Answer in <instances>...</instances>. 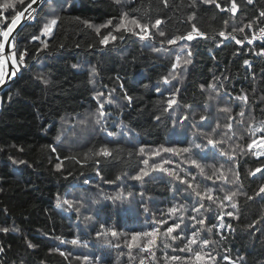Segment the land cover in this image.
Masks as SVG:
<instances>
[{
    "label": "trees",
    "instance_id": "obj_1",
    "mask_svg": "<svg viewBox=\"0 0 264 264\" xmlns=\"http://www.w3.org/2000/svg\"><path fill=\"white\" fill-rule=\"evenodd\" d=\"M51 2L54 7L57 6L56 0ZM216 2L221 8L229 6V0ZM236 2L240 6V12L235 17L236 26L248 23L258 16L260 10H264V0H254L253 4H247L245 0ZM191 5L192 0H168L167 7L161 0H120V3L116 0H76L75 5L63 14L53 36L41 37L49 44L47 49L41 51H38L42 48L39 41L29 42L31 35L39 34L40 26L35 22L22 23L16 33H20L18 42L25 43L29 49L31 58L28 68L21 69L15 80L0 92V97L4 98L0 107V228L10 229L8 233L0 232V246L5 249L0 253V264H139L141 255L145 254L133 248L132 259L129 258L125 241L130 240L131 233L150 229L149 214L154 213L155 219H167V215L162 214L173 204L188 206L192 200L185 201L181 192L186 185L165 172L151 171L142 181L130 179L144 167L141 160L149 158L141 157L138 149L144 147L146 152L151 153L160 146L180 149L194 143L203 145L205 141L199 135L193 139L191 127L181 128L178 124L173 128L172 121L179 120L185 114L189 120L184 121V125L195 122L202 132H209L219 121L221 128L214 137L219 138L228 121L227 114L218 109L232 107V115L240 110L236 106L237 102H230L225 92L231 93L232 97L245 93L248 95L244 124L232 121L236 135L229 143L235 148L239 161L242 190L254 195L261 184L260 174L250 177L248 171L264 164V157L257 160L245 150L253 138V133L249 131L252 127L250 119L254 117L256 126L264 121V56L255 55L264 42L253 41L249 44L244 40L243 45H237L234 40H224L218 35L215 41L197 38L180 42L191 48L192 63L181 71L179 80L164 84L162 77L168 75L174 63L172 49L179 45L165 44L162 51L156 52L153 49L161 47L162 38L157 36L155 39L142 40L123 29L113 32L117 36L115 41L102 45L99 40L110 28H103L98 36L94 29L85 27L81 22L89 21L99 26L112 19L114 26L122 13L127 11L130 16L140 18L142 23H154L156 19H161L163 23L160 29L172 36L190 30L187 17L195 12L196 20L193 23L209 36L222 30L225 20L228 21V31H231L233 17L230 13L222 12L215 4H203L201 0H196L195 7ZM25 24L28 26L25 27ZM260 27H264V18L252 29L245 28L243 34L237 32L233 35L243 39L246 34L251 39ZM151 31L155 33L156 29L152 28ZM217 44L220 46L217 47ZM245 59L252 62L251 68L244 65ZM74 64L78 67L74 68ZM93 67L99 73L96 76L91 73ZM38 74L50 83L45 85L37 81L35 77ZM214 77L220 79L221 95L209 101V85L213 83ZM121 82L123 88L120 87ZM201 85H204V91ZM157 86L162 92L178 87L180 106H174V111L162 114L158 102L167 97V92L161 96L155 90ZM112 89H115V103L105 105V111L111 114L106 127L108 131L120 135L109 137L94 124L91 136L83 144L74 141L68 132L76 120H85L94 112L97 107L95 92L103 91L107 95ZM125 92L132 97L130 103L124 99ZM9 93L12 94L11 100L8 99ZM188 104L192 107H183ZM158 115L160 120L156 119ZM202 115L208 119L200 121ZM261 135L264 133H255L256 137ZM57 136H60L59 141ZM103 145L113 150L119 148L120 151H114L113 157L99 158V176L91 163L82 166V163L63 159L75 156L83 162L90 149L95 150ZM50 146L56 147V153L51 152ZM222 147L231 151L228 144ZM21 148L23 151H20ZM213 152L209 148L205 156L193 147L189 154L174 156L162 152L161 156L172 160L165 167L191 172L196 179L192 181L191 177H187L189 181L193 186L199 184L200 189H203L206 186L213 187V181L207 180L199 169L184 161L189 157L197 159L205 173L211 175L215 170L213 166L219 168L226 160L218 155L213 158ZM57 155L63 160L60 170L55 168ZM12 160L26 163L13 164ZM160 160L159 156L150 157L149 164ZM229 166L225 163V168ZM180 174L184 175L183 172ZM117 175H121L122 179L117 181ZM229 178L232 179L231 174ZM85 180L89 183H85ZM215 183L219 185L221 181ZM121 189L125 195L133 193L131 208L127 202L122 205L119 201L113 203L104 199ZM141 192L144 193L143 197L139 195ZM58 198L72 200L75 206L57 207ZM141 200L149 213L139 207L137 202ZM238 200L239 219L228 216L224 219V223L231 224L233 230H219L226 239H220L215 229L212 234L213 239L218 241L220 257L229 255L235 260L241 256L243 262L237 260V264H264V199L256 197L248 200L240 196ZM218 211L213 205L212 210L205 213L209 223L216 222L213 217L218 215ZM225 211L233 209L227 207ZM88 216L92 219H86ZM255 221L259 222L249 227ZM171 223L169 220L168 224L161 226V232ZM100 224L115 228L119 235L98 239L96 233L100 231ZM77 238L82 243L72 244L71 241ZM27 242L35 247H28ZM85 243L87 246H84ZM115 244L120 247H114ZM176 245L182 246V242L176 241L173 247ZM55 249L66 255H60ZM164 251L169 257L187 255L173 252L171 248H161L156 252L159 264H167ZM85 255L90 258L88 262L77 259ZM220 257L218 264H228Z\"/></svg>",
    "mask_w": 264,
    "mask_h": 264
},
{
    "label": "snow or ice",
    "instance_id": "obj_2",
    "mask_svg": "<svg viewBox=\"0 0 264 264\" xmlns=\"http://www.w3.org/2000/svg\"><path fill=\"white\" fill-rule=\"evenodd\" d=\"M76 0H56L57 6L54 7L52 5L51 0H2L0 2V88L5 87L9 83H12L17 74L23 68H28V60L31 58L29 55V49L27 45L23 42H18V36L20 33L16 32L18 26L22 24L24 21L35 22V24L39 25L38 28L39 34H33L30 37L29 42L39 41L42 45V48L38 49L41 51L43 49H47L49 47L48 41L45 39H41V37H52L54 31L57 29V26L61 23L63 19V14L67 13L69 8H72L75 5ZM117 3H120V0H116ZM161 2L168 6V0H161ZM203 4H215L217 8H219L222 12L226 11L230 13L233 17V26L231 27V31H228L229 25L228 21H223V28L217 34L209 36L208 33L201 31L196 23L193 21L196 20V13L192 12L188 17L187 21L190 24V30H187L182 34H175L172 36H168L165 31L160 29V25L163 23L161 19H156L153 22H141V19L136 16H130L129 12L125 11L122 13L119 21L116 25L113 26V20L109 19L105 24H101L99 26L93 25L89 21H81L85 27L94 29L95 33L99 36L101 30L103 28H110L106 35H103L99 43L102 45H107L110 41H115L117 36L113 34V32H119L121 29L126 30L128 32L133 33L136 36H139L142 40H150L155 39L157 36L162 38L160 39L159 48H154L153 50L156 52H160L163 50V46L167 45H179L178 48L172 49L174 54V63L171 65V70L168 75L162 77L164 84H170L172 80H179L181 78V71L186 68L187 65L192 63V51L190 47H186L185 44L180 42L193 41L197 38L204 39H212L216 40V36L223 37L224 40H234L237 45H243L244 40H247L249 44L253 43L254 40L259 39L264 41V27L259 28V36L257 37L255 33L252 34L251 39L245 34L243 39H237L233 33H244L245 28L252 29L255 24H257L261 18H264V10H260L257 17L248 23H243L242 26H236L235 17L238 12H240V6L237 4L236 0H229V6L227 8H221V5L216 2V0H201ZM247 4H253L254 0H245ZM196 0H192V7H195ZM19 5V7H18ZM135 11V10H134ZM3 13H7L4 15ZM75 19L79 20V17ZM28 25L25 24V27ZM152 28L156 29V32L153 33L151 31ZM23 31V29H21ZM122 38V37H121ZM223 43V41H221ZM220 45L217 44V47ZM63 47V45H61ZM79 47V45H77ZM257 56H264V46H261L259 51L255 53ZM244 65L251 68L252 62L248 59L243 61ZM73 67H78V65H73ZM91 73L93 76L98 75V71L96 67L91 69ZM254 75V74H253ZM35 79L37 81H42L45 85L49 84L50 81L45 79L43 75L38 74ZM119 79V77H117ZM227 79V77H226ZM94 83V81H91ZM220 79L219 77L213 78V83L209 85V95L208 100L212 101L221 95L220 92ZM106 87V86H105ZM120 87L123 88V83L121 82ZM201 90L204 91V85L200 86ZM157 93H160L161 96H164L165 92H167V97L165 99H161L158 103L161 106V111L163 113H167L170 111H174L176 107L180 106V102L178 100L180 89L178 87L174 88V90L165 89L164 92L161 91V88L157 86L155 89ZM115 89H112L105 94L103 91H96L94 95V100L96 101L97 107L94 112L91 114L90 119L93 123L98 126L99 131L105 132L109 137H117L120 135L118 132L108 131L107 130V122L111 117L109 112L105 111V105H112L115 103L113 99V93ZM225 96L228 97L229 101L237 102L239 107L238 113L236 115H232L233 108L229 106H223L218 109L225 114H227V123L224 125L225 131H223L219 138H214L218 129L221 128L219 121L215 123V127H212L209 132H202L197 124L194 122L189 126L184 125V121L189 120V116L187 114L183 115L179 120H173V128L179 124L181 128L191 127L193 129L192 136L195 139L198 135L203 138L205 143L199 144L194 143L189 147H183L177 149L175 147H164L160 146L151 151V153L146 152L144 147H140L138 149V154L141 157H161L160 162H154L151 165L149 164V158H143L141 163L144 167H141L137 173L130 177L132 180L142 181L144 177L149 176L151 171H162L167 173L169 176L173 177L174 180L179 181L181 184L186 185V187L181 190L184 195L185 201L192 200V204L186 206L185 204L176 205L173 204L172 207L167 209V212L162 215H167V219H155V214H149L150 218V229L142 230V231H134L131 233L130 240L125 241L128 249H129V258L132 259L131 250L133 248H138L142 254L139 259V264H159V261L156 257V252L158 250L171 248L173 252L179 251L180 253H186V256L180 255H172L169 257L167 251H164V260L167 264H218V257H220V253L218 251V241L213 239L212 234L214 229L217 230V235L220 236V239H226L220 229L233 230L231 224H225L224 219L225 216L232 217L236 220L239 219V215L237 214L238 210V198L240 196H245L248 200H253L256 197H261L264 199V164H261L254 169H250L248 171V176L257 177V174H260L259 179L261 180V184L258 189L254 192V195H248L246 191H243V182L240 177L239 172V161L236 159L235 148L229 143L232 140V137L236 135L233 132V123L232 121L236 120L238 124H244L245 117V108L248 105V95L241 94L235 97H232L231 93L225 92ZM8 99H12V94H8ZM124 99H126L129 103L132 100V97L128 96L125 92ZM4 103V98L0 97V107H2ZM185 108H191L190 104L183 105ZM205 110H207V105H205ZM237 116L240 118L237 120ZM160 116H156L157 120H160ZM207 116H200V121L207 120ZM84 123V121H81ZM252 124V127L249 129L253 133V138H251V142L246 146V152L250 153L257 160L264 157V135L259 137L255 136V133H264V121L259 123V126H256L255 119L252 117L249 121ZM57 141L60 140V136H57ZM228 144V147L231 151L225 150L223 145ZM199 149L201 153L207 156L208 149L214 150L213 158L219 157L226 158L224 163H221L219 168L214 167V171L211 175H207L205 173L204 167L197 161L195 158L189 157L184 162L190 163L194 165L195 168L199 169L201 175H203L207 180L213 181V187H205L200 189L199 184L193 186V184L189 181L187 177H191L192 181H195L196 177L192 175L191 172H188L185 169H180L177 171L174 168L165 167V165L171 164V159H165L161 156V153H171L174 156H181L182 154H189L192 151V148ZM238 147V145H237ZM50 150L53 153H56L57 149L55 146H50ZM20 151H23L21 148ZM114 151L119 152L120 149L117 148L115 150L109 148L107 145L100 146L98 149L89 150V153H86L81 162L75 156L64 157V160H72L75 163H82V166H86L91 163L93 167L96 169L97 176L100 175L99 165L100 159L113 157ZM11 159V157H9ZM57 163L55 164L56 170H60L63 166V160L57 155L56 157ZM13 164H24L26 161L20 160H12ZM225 163L230 166L225 168ZM183 172L182 176L180 173ZM229 174H231L232 179L229 178ZM126 176L127 173H124ZM102 179V177H101ZM122 176L117 175L116 180H121ZM221 181L219 185L215 183V181ZM107 183H113L115 181H106ZM85 183H89L88 180H85ZM175 191V189H174ZM141 197L144 196V193H139ZM133 193L129 192L125 195L123 189H121L117 194L113 196H105L104 199L111 200L113 203L119 201L122 205L127 202L129 208H131V197ZM97 203L99 201H96ZM206 202H209L206 205ZM139 207L143 209L145 213H149V209L146 204L141 200L137 202ZM62 205H68L69 208L75 206V202L68 199H57L56 206L61 207ZM216 206L219 210L218 215L213 217V220L216 222L209 223L208 217L205 215L208 211L212 210V206ZM227 207L233 209V211H225ZM203 210V211H201ZM77 211L79 209L77 208ZM179 213V215H177ZM195 213V214H192ZM185 216H187V222L185 221ZM86 219H92L91 216L86 217ZM169 220L172 223L161 232V226L169 223ZM259 221L253 222V224L249 225V227H254L255 223ZM100 231L96 233V237L99 239L104 236L117 237L119 234L113 227H106L105 224H100ZM179 230V231H178ZM10 231L7 227L0 228V232L8 233ZM175 233V235L173 234ZM160 240L158 244L157 241ZM176 241H181V245H176L173 247V244ZM65 241H62V243ZM28 247L32 248L35 245L31 244V242H27ZM74 245H80L82 242L77 239H73L71 241ZM111 243V241H109ZM84 246H87L86 243ZM114 247H120L119 244L113 245ZM5 251L3 246H0V253ZM55 251L59 252L60 255H66L64 252H61L59 249H55ZM215 253V254H214ZM77 259H83L85 262L89 261V256L85 255L83 257H77ZM98 259V258H97ZM221 260L227 261L228 264H237V260L243 262V257L237 256L234 260L229 255H223L220 257Z\"/></svg>",
    "mask_w": 264,
    "mask_h": 264
},
{
    "label": "rangeland",
    "instance_id": "obj_3",
    "mask_svg": "<svg viewBox=\"0 0 264 264\" xmlns=\"http://www.w3.org/2000/svg\"><path fill=\"white\" fill-rule=\"evenodd\" d=\"M82 121H84V123L76 120L71 130L68 132L69 136L79 144H83L91 136L94 125L90 117Z\"/></svg>",
    "mask_w": 264,
    "mask_h": 264
},
{
    "label": "water",
    "instance_id": "obj_4",
    "mask_svg": "<svg viewBox=\"0 0 264 264\" xmlns=\"http://www.w3.org/2000/svg\"><path fill=\"white\" fill-rule=\"evenodd\" d=\"M22 23H23V22H22ZM21 25H22V24H21ZM21 25H20V26H21ZM20 26L17 27L16 32H17V30L20 28ZM16 32L14 33V35L16 34ZM9 84H10V83H9ZM6 86H8V85H6ZM6 86L3 87V88H0V92H1L2 90H4V89L6 88Z\"/></svg>",
    "mask_w": 264,
    "mask_h": 264
},
{
    "label": "built area",
    "instance_id": "obj_5",
    "mask_svg": "<svg viewBox=\"0 0 264 264\" xmlns=\"http://www.w3.org/2000/svg\"><path fill=\"white\" fill-rule=\"evenodd\" d=\"M257 37L259 36V32L257 33V34H255ZM18 40L20 39V37H18L17 38ZM254 41H256V42H264V41H261V40H259V39H256V40H254ZM18 75V74H17Z\"/></svg>",
    "mask_w": 264,
    "mask_h": 264
}]
</instances>
